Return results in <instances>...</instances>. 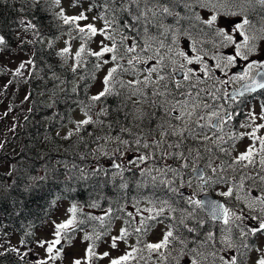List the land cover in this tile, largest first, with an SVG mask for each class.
<instances>
[{"label":"rangeland","instance_id":"obj_1","mask_svg":"<svg viewBox=\"0 0 264 264\" xmlns=\"http://www.w3.org/2000/svg\"><path fill=\"white\" fill-rule=\"evenodd\" d=\"M55 1L57 4L56 12L61 19L77 17L81 14L86 17V19L76 20L80 28L85 29L84 37L78 36L79 39H74L76 36H73L71 40L67 35H64L59 36L60 39L58 40L60 51L64 48L69 49L67 54L62 55L64 61H68L73 71L82 66L83 51L80 57H77L76 53L81 50L82 45L84 49V44L88 39V48L92 52L100 51L105 45L108 47H112L113 44L116 45L114 52L105 53L100 57L99 72L96 82L89 92L88 107L75 109L69 121L55 132L57 138L64 139L77 135L78 125L81 121L89 118L87 117L88 114L95 128L101 125L105 111L100 106H94L92 97L104 91V78L108 75L109 70L120 67L115 62L118 59H112L113 55L119 57L124 69L130 74H119L120 78L113 75L110 86L107 87L116 85L119 79L135 82L140 76L144 81L147 77L149 79L147 85L152 87V89L143 88L144 94L149 95L148 97H144L137 88H128L133 96L129 95L126 100L132 103L131 107L135 114L131 113L128 118L130 120L128 125L124 126L119 134H116V137L112 135L115 134L114 132H108L110 136L107 135V137L98 139V143L102 142V146L91 150L92 158L90 159H92V163L89 167L92 170H98L104 163V169L113 170L112 172L116 176L125 175L129 169L138 168L141 172L138 179L139 186H143L147 179L148 181L158 179L159 187L152 185L143 193L142 197L137 199L136 204L140 208L132 206L124 213L130 221L126 234L132 236L124 240L116 238L115 246H113L114 236L102 237L98 243L97 255L94 256L93 262L100 259L99 264H112L113 260H118L128 254H131V262L128 263L138 261L142 263L144 261L143 263L147 262V264H192L193 260L197 264H225L233 256L236 257V264H256L259 259L264 258V234L257 233L255 236L246 235L243 237L240 235L242 228L247 231V228L252 226L258 227L257 221L250 219L251 216L264 218V204H261L259 200H254L256 197L264 199V190H262L264 189V182L259 179V176H264V168L260 163L261 158L264 157L260 144V138L264 137V127H258L264 125V102H262L264 96L260 100L253 99L246 104L244 111L251 114V122L246 130L245 128L237 130V134H240L237 138L233 126L227 128L213 127L214 118L224 117V113L227 111L233 113L235 104L225 105L224 100H228L227 92L230 91L232 85L236 87L246 80L231 79L233 76L243 75L238 74L235 69L242 67L246 70L248 63L242 58H238L234 65L227 68H223V66L216 68V64L220 62L216 57L232 54L234 47H221V38L216 35L215 28L224 26L222 13L225 11L236 13L245 11L248 14L249 11L255 13L258 10L260 14L258 17L256 16L254 24L246 26V33L250 37H256L251 42L255 43L258 49V52L250 56L249 60H259L261 59L260 53L264 52V39L260 38L264 37V18L261 14L264 5H261L258 0H251V3L247 0H236L235 3L228 0L224 8L219 9V11H215L213 8L197 7V15L201 21L209 19L212 14L218 15L217 23L214 26H208L213 29L216 40L214 43L211 41L210 43L216 45L217 48L216 54H210L203 52L204 47L201 41L195 40L194 34L196 32L192 30L194 27H190L186 32L184 29H181L180 32L174 29L171 41L159 40L153 45V48H150L147 45L137 44L134 35L131 36L122 32V41L118 42L119 39L114 37L115 33L113 32V29L118 27L111 26L106 21L107 18L94 13L89 5L78 6L72 0ZM240 18L241 16L238 15L232 19L239 21ZM88 24H92L98 30L95 35L88 33L86 28ZM232 35L236 37L238 42H242V36H238L237 33H232ZM16 36L18 39L17 43L14 44L12 53L6 52V49L3 50L0 46V175L4 177V179H0V182H10L14 178L17 168H14L16 164L11 157L17 156L20 150H24L25 147H28V150L32 148L31 141L27 145L24 140L21 141L23 131L25 128H29L32 123L29 120V113L33 109V97L31 95L37 97L36 106L41 102L50 106L67 87V84L58 76L51 75L49 78L52 83L44 87L50 93L43 94V87L37 85L39 81H42L43 74L39 71L36 72L35 69L32 70L33 46L37 42L43 44V40L38 39L39 37L36 39L37 34L28 33L25 28L16 31ZM185 41L189 43L185 45ZM193 41H195L194 46L197 49L195 52L192 51ZM128 48H134V51L129 52ZM181 51L188 56L200 55L202 63L188 64L179 55ZM129 60L132 61V64L128 63ZM203 64H206L211 70L209 76H205L200 71ZM118 65L119 67H117ZM181 65L184 67L181 68ZM188 68L193 69L191 79H179L177 73L182 72L184 74ZM150 69L155 70L149 73ZM165 70H171L167 77L162 74ZM254 74L255 70H253ZM160 77L163 79L161 80ZM74 81L68 85L69 88L75 89L78 79L76 78ZM173 82L175 83L174 90L167 88L168 83ZM177 82L180 87H177ZM193 85L195 86L193 87ZM122 89L126 90L124 86H120L119 90ZM216 89L221 93L223 92L226 97L218 98L217 94L214 93ZM216 103H218L217 106H214ZM159 106L163 107L161 114L163 113L167 123L162 125L163 130H159L157 133L155 130V133L152 134L149 129L153 124V114L156 113ZM181 113H183L182 116ZM213 113H218V115H212ZM178 116L179 119L176 118ZM234 116L231 115L229 119ZM140 124L141 129L137 131ZM254 129L255 139L253 135H250ZM169 131L171 132L170 136H168ZM37 138L45 148V144H48L49 141L48 136L37 134ZM230 139L232 140L229 141ZM137 140L140 142L136 143ZM123 141H127V143H122ZM181 144L182 148L180 147ZM195 146L198 148L196 149ZM249 147L254 149L252 157L254 163L245 168L244 165L248 164L247 161H240L239 163L235 161L241 153L247 152ZM140 156H144L145 159L139 160L138 157ZM223 159L226 162L220 164L219 161ZM202 161L208 164L203 165ZM199 166L204 169V179L194 175L193 169H197ZM152 172L155 176H150ZM249 176L252 179L245 178ZM204 182H206L205 185ZM164 188H169V192H180L186 197L193 196L194 199H200L201 195L204 194L221 198L229 205L228 208L231 212L240 216L241 220H235L233 217L229 224L222 222L221 228L217 230V238L215 237L216 232L211 231L212 238L206 240L198 252L193 255L187 254L184 250L186 244L179 237H176L175 230L167 218L169 215L166 214L168 196L165 197ZM229 188L233 189L231 196L220 195V193L228 191ZM250 204L251 207H249ZM193 208L196 209L197 207ZM89 210L83 209L82 213L88 214V216L101 217L99 213ZM73 214L74 208L70 203H58L57 212L53 219L33 233L34 248L41 264H74L76 260H80L81 264L89 263L87 253L90 243L93 244L95 241L93 238H97L99 235L91 232L89 233L91 236H86L85 230L80 228L81 220L74 224ZM79 217L81 219L82 215L80 214ZM118 220L116 235H119V231L122 232L123 225V222ZM68 221H72V223L67 224L66 228H57V225L66 224ZM151 222H154V226L149 229ZM57 231H60L61 243L56 244L52 252H49L47 250L49 243L57 239ZM169 231L173 235L169 238L166 247L158 250L148 247L149 244L162 241L164 235ZM144 234H147L145 243L140 246V239L137 240L136 237L138 235L143 237ZM224 237H229L235 247L228 248L222 242ZM8 239L10 240L8 241L9 246L20 247L18 237L13 236ZM6 244L7 242L2 249L6 247ZM245 244L249 247H244ZM57 251H59V255H57Z\"/></svg>","mask_w":264,"mask_h":264},{"label":"trees","instance_id":"obj_2","mask_svg":"<svg viewBox=\"0 0 264 264\" xmlns=\"http://www.w3.org/2000/svg\"><path fill=\"white\" fill-rule=\"evenodd\" d=\"M72 2L78 6L86 4L90 8H95L100 16L107 18L106 21L111 26L124 30L127 27L131 28L140 4V0L138 4L130 0H72ZM165 4L170 8L172 6L168 0H159V3L157 0L145 2L147 8L158 13L151 18L150 28L153 30L148 32V36L157 41L169 38L168 28L172 26L177 28L175 17L161 12V6ZM56 7L55 0H0V36L4 37V43L0 45L1 49H6L8 53L13 52L14 44L18 39L16 31L21 28H25L28 33L37 34L36 39L39 37L38 39H42L44 43L37 42L33 46L32 70L35 69L36 72L43 74L42 81L37 85L43 87V94L50 93L44 87L52 83L49 78L51 75L58 76L67 84L64 92L58 95L50 106L42 102L36 106L37 97L31 95L33 109L29 113V120L32 123L23 131L21 141L24 140L26 145L31 141L32 148L28 150V147H25L17 156L11 157L16 164L14 168H17L14 178L10 182H0V264H41L34 248L33 233L53 219L58 203L61 202H68L74 207V224L81 220L80 228L85 230L86 236H91L89 234L91 232L99 235L97 238L93 236L95 241L93 244L90 243L91 254L89 251L87 253L88 264H99L100 259L96 262L93 260L102 237L110 235L113 224L118 219H124L129 228L130 221L124 213L132 206L140 208L136 204L137 199L142 197L152 185L159 187L158 179L154 181L147 179L143 186H139L138 179L141 172L138 168L129 169L125 175L116 176L113 170L104 169V163L98 170L89 167L92 163L91 150L102 146V142L98 143V139L107 137L108 132H114L115 134L112 135L117 136L116 134H119V131L129 123L128 117L133 112V108L132 103L130 104L126 97L120 94L123 92L119 90L117 84L121 79L116 85H112L114 94H107L99 100L92 99L94 106H100L105 111L104 119L98 128H95L90 121L88 124H79L77 135L64 139L55 136V132L69 121L75 109L88 107L89 92L96 82L100 60V57L91 55L88 39L84 44L81 68L73 71L68 61H64L58 48L59 36L67 35L71 40L76 36L74 39H79L78 36L84 37L85 31L84 33L79 31L80 26L77 21L65 23L57 14ZM193 9L189 14L185 8H182L181 16L191 17V20H181L180 29L189 30V25L195 24L192 30L196 32L195 40L202 42L203 52L216 54L213 29L196 21ZM130 32L137 37L138 32L136 33L134 27ZM116 57L118 59L116 63L119 64V57ZM122 70V72L116 71L114 75L120 78L119 74H130L123 65ZM76 78L78 84L75 89L69 88L68 85L75 82ZM87 117H90L89 114ZM37 134L48 136L49 141L45 144V148L38 141ZM170 134L169 131L168 136ZM180 147L182 148V144ZM202 162L203 165L208 164ZM223 162L226 160L219 161L220 164ZM151 175L155 176L153 172ZM0 179H4L3 175H0ZM169 190L164 188L165 197L168 196L167 218L175 230L176 237L186 244L185 252L193 255L209 239L211 231L216 232L217 238V230L222 224L209 218L201 209H194L195 206L188 202L186 195ZM227 206L229 207L228 204ZM83 209H91L101 217L88 216L82 213ZM152 226L154 222H151L149 229ZM146 235L140 237V246L145 243ZM13 236L19 238V248L9 246L8 238ZM5 242H7L6 247L2 249ZM130 260L131 258L121 261V264H147V262L143 263L144 261L128 263L131 262Z\"/></svg>","mask_w":264,"mask_h":264},{"label":"snow or ice","instance_id":"obj_3","mask_svg":"<svg viewBox=\"0 0 264 264\" xmlns=\"http://www.w3.org/2000/svg\"><path fill=\"white\" fill-rule=\"evenodd\" d=\"M132 3H139V0H130ZM228 0H168V3H171L173 5L179 3L182 4L183 7L188 11L191 12L194 7H200V8H213L215 11H219V9L224 8L225 3H227ZM232 3H235L236 0H231ZM247 2L251 3V0H247ZM258 2L261 5H264V0H258ZM157 3H159V0H157ZM219 6V7H218ZM161 12L163 14H166L168 16H174L177 24V32H180V22L181 20H191V17L188 16H181L180 13L174 12L172 8H170L167 4L162 5L160 8ZM156 13H153L155 15ZM224 19H223V27H216L215 28V33L218 37L221 38V47H228V46H233L234 47V52L229 55H219L216 57L220 62L216 64V68H227L231 65H234L237 62L238 58H242L244 61H247V68L244 71L242 76H233L231 79H246L249 80L250 83L246 84L244 86V91L247 92H255L257 89H264V53H260L261 59L259 60H249L250 56L253 54H256L258 52L257 45L255 43H252L251 41L255 40L256 37H250L246 33V26L250 24V21L245 17L242 21H238L235 19H232L233 17H236L238 15H241V13H236V12H231V11H225L222 13ZM193 16L195 17L196 21L202 22L203 24H206L208 26H214L217 21H218V15L217 14H212L209 19L207 20H202L201 18L196 15L193 12ZM86 19V17L81 14L80 16L77 17H65L64 22L69 23L70 21H76V20H82ZM135 19L139 20L140 17L137 16ZM34 27L33 25H29ZM190 27H195V24H190ZM86 28L88 29V33L90 35H95L97 33V29L92 25L88 24L86 25ZM79 31L81 33H84L85 29L84 28H79ZM185 32L187 29L184 30ZM232 33H237L238 36H242L243 40L242 42H238L236 37L232 35ZM110 38V37H109ZM261 39H264V37H260ZM4 43V37L0 36V44ZM195 41H193V47L192 51L195 52L197 49L194 46ZM116 45L113 44L112 47L108 46H103L100 51L98 52H92L91 55L96 56V57H101L105 53H111L114 52ZM83 45L81 46V50L76 53L77 57H80L81 52L83 51ZM128 51H134V48H128ZM69 52L68 48L62 49L61 54H67ZM180 56H182L188 64H192L193 62H199L202 63V58L200 55H195V56H188L185 52L181 51L179 53ZM117 57L115 55L112 56V59L115 60ZM107 62V61H105ZM129 64H132V61H128ZM23 67V65H21ZM119 67V65L117 66ZM184 65H181V68H183ZM75 70V69H74ZM155 69H150L149 73L151 71H154ZM253 70H255V74L253 75ZM117 71V68H111L108 72V75L104 78V83L106 85L104 91H101L97 96L92 97L93 100H99L101 97H104L105 95L110 93V89L107 87L109 84V81L111 80L113 74ZM201 72L204 73L205 76L210 75V69L206 64H203V66L200 69ZM191 74H193V69L188 68L184 74H183V79L184 80H190L191 79ZM162 80L163 77H160ZM148 82V78H145V83ZM130 84L136 83L139 84L140 81H135V82H129ZM195 85H193L194 87ZM177 87H180V84L177 82ZM235 95L243 96L244 92L237 90ZM235 95L233 98H235ZM207 107V105H204ZM181 116L183 113L180 114ZM212 115H218V113H213ZM179 119L180 117H176ZM255 119V117H253ZM91 118L89 117L88 119H85L80 122V124H88L90 123ZM79 127V125H78ZM258 127H264V125H259ZM255 129L253 133L250 135H253V138L255 139L256 137L254 136ZM71 135V133H69ZM140 141L137 140L136 143H139ZM122 143H127V141H123ZM260 144H261V151L264 152V137L260 138ZM147 147V145H145ZM253 152L254 149L252 147H249L247 152L241 153L237 158L236 161L239 163L240 161H247L248 164H245L244 167L246 168L249 164L254 163L252 157H253ZM139 160L143 161L145 159L144 156L138 157ZM131 162V161H130ZM261 166L264 168V157L261 158ZM119 167V166H117ZM193 171H197L196 169H193ZM215 171V169H213ZM246 179H252V177H245ZM259 179L261 182H264V176H259ZM264 190V189H262ZM233 194V189L229 188L228 191L220 193L222 196H231ZM239 199V197H237ZM254 200H259L261 204H264V199L260 197L254 198ZM188 202L190 204H193L195 207L201 209L206 213V215L211 218L212 220H220L222 219L224 221V224H229L230 220L234 217L235 220H241L240 216H237L235 213L231 212V210L227 207H225L224 204L220 203L219 201H216L214 199H208V200H203V199H194L193 196L188 197ZM252 205L250 204L249 207ZM250 219L257 221L258 227L257 226H252L250 228H247V231L244 230V228L241 229L240 235L246 236V235H251L255 236L257 233H262L264 234V218H261L259 216H251ZM203 222V221H201ZM72 223V221H68L66 224H60L57 225L58 229H64L67 227V224ZM123 235H126V233H123L122 230V236L120 237L121 239L123 238ZM172 232L169 231L164 235V238L162 241L159 243H154V244H149L148 247L153 250H158L162 247H166L169 243V238L172 237ZM57 239L55 241H52L49 243L48 246V251L52 252L53 247L56 244L61 243L59 237H60V231L56 232ZM211 234H209V239H211ZM115 239L114 238V243L113 246H115ZM227 245L228 248H233L235 245L231 242L229 237H224V240L222 241ZM244 247H249L247 244L244 245ZM89 253L91 254V247L89 248ZM135 251V249H133ZM57 255H59V251H57ZM107 255V253H105ZM131 254L125 255L123 257H120L118 260H113L112 264H121V261L127 260L130 258ZM223 259V257H221ZM74 264H81L80 260L74 261ZM192 264H197L195 260L192 261ZM225 264H236V257L233 256L229 261H226ZM256 264H264V258L259 259Z\"/></svg>","mask_w":264,"mask_h":264},{"label":"flooded vegetation","instance_id":"obj_4","mask_svg":"<svg viewBox=\"0 0 264 264\" xmlns=\"http://www.w3.org/2000/svg\"><path fill=\"white\" fill-rule=\"evenodd\" d=\"M147 1L152 2L153 0H140L139 12L137 14V16L140 17V19L139 20L134 19L132 21V23H131V28L127 27L124 30L123 28L118 27L116 30L113 29V32L115 33L114 37H117L119 39L118 42H121L122 41L121 40L122 33L123 34H129V35L133 36L131 34L130 30L132 29V27H134L136 29V33L138 32V35L135 38V42L137 44H139L141 46L142 45H147V47L153 48V45L156 44V43H158L157 40H154L153 38H151V37L148 36V32L153 30V29L150 28L151 18H154L155 15H158V13H156L155 15H153V13H155V11L153 9H150L149 7L148 8L146 7L145 2H147ZM171 8L173 9L174 12L180 13L182 11V8H184V7L181 4H175V5L172 4ZM175 9H177V10L175 11ZM92 10H93L94 13L97 11V10H95V8H92ZM193 10H194L195 13H197V7H194ZM262 10L263 11L261 12V14H262V16L264 18V7H263ZM96 13L98 15H100L98 12H96ZM190 13L191 12H189V14ZM258 14H260V12L258 10L255 11V13L249 11L248 14H247V12L244 11L243 13H241V15H240L241 18H240L239 21H242L245 17H247V19L250 21V24H254V20H256V18L258 17ZM145 24H147V26H145ZM202 25H203V23H202ZM204 25H206V24H204ZM174 29L176 30L177 28L174 27V26L168 28L169 38L166 39V41H168V42L171 41V35L173 34ZM188 43H189L188 41H185L184 44L187 45ZM149 50H151V49H149ZM119 65H120V67L117 69V71L118 72L119 71L122 72L123 71L122 70V63L120 62ZM139 67H142V65H139ZM235 71L238 74L242 75L244 73L245 69L242 68V67H239V68H236ZM170 73H171V70H165L164 75L167 77ZM177 76H178L179 79H182L183 78V73L182 72H178L177 73ZM138 81H140L139 84H136V83L130 84L126 80L121 79V81L118 83V87L124 86V89H126V90H123L122 89L121 91L123 93H120V94H123L124 97H126V98L129 95L130 96H133V94L132 93L130 94V92L128 90L129 87L137 88L140 91L143 88H145V87H148L149 89H152V87H149L147 85V83L149 81L147 83H145V81L142 79L141 76L139 77ZM248 82H250V81L249 80H245L242 83L238 84L236 87L234 85H232V87L230 88V91L227 92V99L228 100L225 99L224 100V103H225V105H227L229 103H232V105L235 104V106L233 108V113L227 111V112L224 113V117H222V116L216 117V118H214V121H213V127L214 128H219V127L227 128V127H232L233 126L234 131L236 130V136H235L236 138L240 135V134H237L238 133L237 130L238 129H244V128L246 130L248 128L250 122H251V119H250L251 118V114L246 113V111H244V110H246L245 109L246 104H248L249 101H252L253 99L260 100L261 97L264 96V89H262V90L257 91V92H247V93H244L243 96L235 95V98L231 97L232 94H235L237 92V90L240 91V89L244 86V84H246ZM108 85L110 86V81H109V84ZM174 86H175V83L174 82L173 83H168L167 88H172L174 90ZM105 87H106V85H105ZM108 88L110 89V93L109 94H111V93L114 94L115 93V91H113V88L112 87H108ZM214 93L217 94L218 98H220V99H222L223 97L224 98L226 97V96L223 95V92L221 93L220 91H218V89H216L214 91ZM141 94L144 97H148L149 96V95L144 94L143 90L141 91ZM262 102H264V100H262ZM217 104L218 103H216L214 106H217ZM209 107H213V106H209ZM162 110H163V107L162 106H159V107H157L156 113L153 114V116H154V118H153V124L151 125V127L149 129V132L150 133L153 132V131H155V130H157V131L163 130L162 129L163 128L162 125L167 123V120H165V118L162 115L163 113L161 114ZM133 113H134V109H133ZM231 115H235V116L232 117V119H229L231 117ZM129 116H131V114ZM223 118H225V119L223 120ZM172 119H174V118H172ZM160 121H161V123H160ZM175 123H176V121H175ZM107 127L110 129L109 125ZM140 129H141V124L138 127L137 131H139ZM231 140L232 139H230L229 141H231ZM133 156H135V155H133Z\"/></svg>","mask_w":264,"mask_h":264},{"label":"water","instance_id":"obj_5","mask_svg":"<svg viewBox=\"0 0 264 264\" xmlns=\"http://www.w3.org/2000/svg\"><path fill=\"white\" fill-rule=\"evenodd\" d=\"M248 83H250V82H248ZM248 83H246V84H248ZM246 84H244V86H245ZM244 86L240 89V91H242V92H244V93H247V91H244ZM260 90H262V89H257L255 92L260 91ZM234 95H235V94H232L231 97H233ZM194 175H195L196 177L200 178V179H203V178L205 177L204 169H203L201 166H199V167L197 168V171L194 172ZM204 184H205V182H204ZM200 199H203V200L214 199V200L219 201L220 203L224 204L225 207H227L226 204H225L222 200H220V199H218V198H216V197H213L212 195H209V194H204V195H202ZM204 213H205V212H204ZM205 214H206V213H205ZM214 221L219 222V223L224 222L222 219H220V220H214Z\"/></svg>","mask_w":264,"mask_h":264},{"label":"bare ground","instance_id":"obj_6","mask_svg":"<svg viewBox=\"0 0 264 264\" xmlns=\"http://www.w3.org/2000/svg\"><path fill=\"white\" fill-rule=\"evenodd\" d=\"M172 36V35H171ZM152 40V39H151ZM163 40V39H162ZM46 41V40H45ZM141 41V40H140ZM143 43V42H142ZM44 44V43H43ZM47 44V43H46ZM58 50V49H57ZM168 50V49H167ZM62 52V51H61ZM159 115V114H158ZM116 137V136H115Z\"/></svg>","mask_w":264,"mask_h":264}]
</instances>
